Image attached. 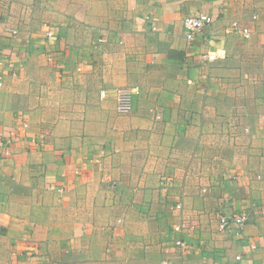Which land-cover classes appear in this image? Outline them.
<instances>
[{"label": "crops", "instance_id": "crops-1", "mask_svg": "<svg viewBox=\"0 0 264 264\" xmlns=\"http://www.w3.org/2000/svg\"><path fill=\"white\" fill-rule=\"evenodd\" d=\"M0 264H264V0H0Z\"/></svg>", "mask_w": 264, "mask_h": 264}, {"label": "built area", "instance_id": "built-area-1", "mask_svg": "<svg viewBox=\"0 0 264 264\" xmlns=\"http://www.w3.org/2000/svg\"><path fill=\"white\" fill-rule=\"evenodd\" d=\"M146 20L152 22V17L147 15ZM212 16L206 12H200L196 15H188L183 19V25L186 30V37L189 40H193L198 33L205 25L212 23ZM152 29H156L153 24H150ZM232 27L237 29L245 39L250 38L251 30L241 25L238 21H233L231 23ZM48 37H53L54 32L49 30L47 32ZM204 58L206 61H214L217 59V54L215 52L209 51L204 53ZM116 93V110L120 114H128L133 109L134 95L138 93V88L128 85L118 86L115 90ZM106 91H101V96L104 97ZM23 125H27L23 123ZM248 214L246 211L239 212H229V213H220L219 214V226L222 230L233 229L236 236H240L245 228L247 223ZM193 228V225H190L186 220L182 219L178 223L173 225V231L177 234V238L174 240L175 244L182 248L186 249L187 244L183 240V234Z\"/></svg>", "mask_w": 264, "mask_h": 264}]
</instances>
